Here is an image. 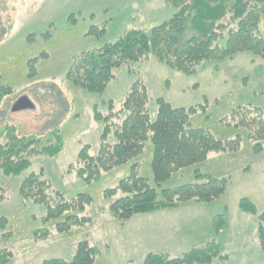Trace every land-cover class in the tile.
<instances>
[{
    "label": "rangeland",
    "instance_id": "1",
    "mask_svg": "<svg viewBox=\"0 0 264 264\" xmlns=\"http://www.w3.org/2000/svg\"><path fill=\"white\" fill-rule=\"evenodd\" d=\"M172 11L163 0H0V85L12 87L0 103V141H5L4 134L12 126L18 135L46 139L51 132H58L64 139L61 152L52 157H32L20 176L3 177L0 173V216L7 217L6 231L10 232L3 237L0 231V251L8 249L12 253L8 264H41L52 257L70 259L82 240L98 250L93 264H140L142 254L152 248L175 257L192 247H203L215 236L213 218L220 214L226 227L217 239L227 256L210 264H264L256 217L238 206L239 199L247 197L258 212H264V139L262 150L254 152L245 128L221 122L238 104H256L264 113V57L240 52L233 59L206 63L193 75L172 70L151 57L132 64L133 73L127 66L119 69L101 95L75 87L65 78L76 55L114 40L131 26L156 25ZM225 14L222 1L211 4L194 0L182 38L205 32L208 20H221ZM102 25L103 33L88 34L91 27ZM259 28L264 37V14ZM40 53L46 55L41 57ZM137 78L147 86L153 114L158 97L186 107L206 97V112L194 113L191 125L208 129L220 140L239 136L240 147L236 152L212 151L205 161L179 170L162 184L167 188L196 180L195 168L227 176L226 192L213 202L181 203L175 208L136 214L121 223L108 211L109 203L118 195L106 197L104 192L128 175L132 162L100 170L96 179L87 181L77 173V156L84 145H90L92 154L98 148L104 122L94 119L93 106L106 113L104 101L111 99L118 105ZM24 97L33 106L16 109ZM151 153L152 145L147 140L142 154L132 161H137L139 174L153 183ZM40 169L67 200L88 194L91 201L82 211L67 210L42 221L46 206L23 199L18 190L22 176ZM69 214L88 220L71 222L68 230H59L56 223ZM142 224L149 234L141 247L137 246L134 229Z\"/></svg>",
    "mask_w": 264,
    "mask_h": 264
},
{
    "label": "trees",
    "instance_id": "2",
    "mask_svg": "<svg viewBox=\"0 0 264 264\" xmlns=\"http://www.w3.org/2000/svg\"><path fill=\"white\" fill-rule=\"evenodd\" d=\"M194 0H163L172 13L160 23L150 26H131L123 30L114 40L74 57L65 71V78L73 86L89 93L101 95L116 72L124 66L133 73L132 64L148 61L151 57L172 70L184 75H193L206 63L233 59L240 52H250L264 57V37L259 23L264 14V0H205L211 4L224 2L226 14L221 20L206 22V31L182 38L192 16ZM105 27L93 26L88 34L103 33ZM40 53L39 56H45ZM131 65V66H130ZM30 71L29 75H32ZM1 78V74H0ZM12 92L9 85H0V103ZM189 106H174L162 97L155 100L153 114L149 106V94L145 82L135 79L118 105L111 99L104 101L107 112L93 106L95 120H103L99 144L94 154L90 145H84L77 156V173L87 181L96 179L100 170H110L131 163L128 175L121 178L113 188L105 190L106 197L118 195L108 205L110 215L123 223L133 215L151 213L166 208L178 207L181 203H211L227 189V176L202 173L194 170L196 180L173 187L162 188V184L179 170L201 163L212 151L236 152L240 137L217 139L211 131L191 125V116L197 111L206 112L208 101ZM221 122L235 128H245L254 152L262 150L264 139V113L256 104L245 103L232 107ZM5 141H0V173L3 177H18L31 164L36 155L54 156L64 147V139L58 132H51L44 139L29 134L18 135L12 126L5 132ZM147 140L152 145V182L138 172L137 161ZM23 199L46 206L42 221L61 216L65 212L84 209L91 201L88 194H78L67 200L52 187L43 170L31 172L19 184ZM57 194V195H55ZM0 195V199H1ZM241 210L256 217L257 236L264 254V212H258L255 203L240 198ZM73 214L66 215L56 223L59 230H68L71 222L80 223ZM215 236L203 247H192L179 256L167 257L164 253L148 252L141 264H210L214 259L225 258L217 236L226 227L225 217L213 218ZM8 219L0 216L1 236L8 237ZM0 251V264H8L11 252ZM98 250L89 241H79L70 259L52 257L41 264H93Z\"/></svg>",
    "mask_w": 264,
    "mask_h": 264
},
{
    "label": "crops",
    "instance_id": "3",
    "mask_svg": "<svg viewBox=\"0 0 264 264\" xmlns=\"http://www.w3.org/2000/svg\"><path fill=\"white\" fill-rule=\"evenodd\" d=\"M190 204H201V203H190ZM142 226L143 227H138V228H136V229H134L135 230V237H136V241H137V246H144V245H146V243H145V237L147 236V234H149L148 233V228H146L145 227V224H142ZM150 229H153L154 231H157V230H159V229H157V227H150ZM133 230V231H134ZM173 236V235H172ZM163 251V250H162ZM162 251H160V250H156V249H154V248H152L151 250H148L147 252H144L143 254H142V258L140 259V264H141V262H142V260H143V258H144V256L148 253V252H157V253H161ZM163 253V252H162ZM215 260V259H214ZM213 260V261H214Z\"/></svg>",
    "mask_w": 264,
    "mask_h": 264
},
{
    "label": "water",
    "instance_id": "4",
    "mask_svg": "<svg viewBox=\"0 0 264 264\" xmlns=\"http://www.w3.org/2000/svg\"><path fill=\"white\" fill-rule=\"evenodd\" d=\"M32 106L33 104L31 103V101L28 98L24 97L17 103L16 109L22 107H32Z\"/></svg>",
    "mask_w": 264,
    "mask_h": 264
}]
</instances>
